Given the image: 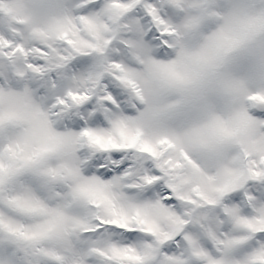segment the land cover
<instances>
[{"label":"snow or ice","instance_id":"6c2138e0","mask_svg":"<svg viewBox=\"0 0 264 264\" xmlns=\"http://www.w3.org/2000/svg\"><path fill=\"white\" fill-rule=\"evenodd\" d=\"M0 264H264V0H0Z\"/></svg>","mask_w":264,"mask_h":264}]
</instances>
